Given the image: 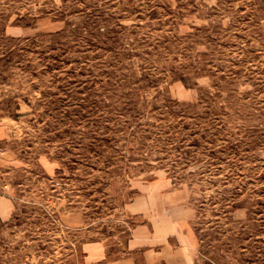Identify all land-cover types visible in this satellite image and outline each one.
<instances>
[{
    "label": "rangeland",
    "instance_id": "374dc122",
    "mask_svg": "<svg viewBox=\"0 0 264 264\" xmlns=\"http://www.w3.org/2000/svg\"><path fill=\"white\" fill-rule=\"evenodd\" d=\"M0 126V264H264V0H0Z\"/></svg>",
    "mask_w": 264,
    "mask_h": 264
},
{
    "label": "crops",
    "instance_id": "0c3cea01",
    "mask_svg": "<svg viewBox=\"0 0 264 264\" xmlns=\"http://www.w3.org/2000/svg\"><path fill=\"white\" fill-rule=\"evenodd\" d=\"M4 137V127L0 126V140ZM13 207V206H12ZM11 214V202L6 197L0 196V218H8ZM138 231H144L140 228ZM177 232V230H176ZM127 251H132L130 242L125 244ZM193 248L191 246H184L182 248H172L171 246H164L157 252H147L144 250L142 252L143 258L141 263H137L134 258L125 259H114L103 261L101 260L99 264H192L193 259H189V254L191 255ZM134 253L136 251H133ZM180 256L179 261H176V257Z\"/></svg>",
    "mask_w": 264,
    "mask_h": 264
},
{
    "label": "trees",
    "instance_id": "16d2710c",
    "mask_svg": "<svg viewBox=\"0 0 264 264\" xmlns=\"http://www.w3.org/2000/svg\"><path fill=\"white\" fill-rule=\"evenodd\" d=\"M18 117V115L14 116L13 118L16 119Z\"/></svg>",
    "mask_w": 264,
    "mask_h": 264
}]
</instances>
